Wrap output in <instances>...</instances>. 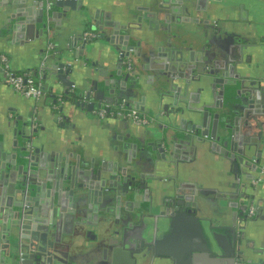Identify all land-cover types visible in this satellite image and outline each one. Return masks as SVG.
Segmentation results:
<instances>
[{
	"label": "water",
	"instance_id": "water-1",
	"mask_svg": "<svg viewBox=\"0 0 264 264\" xmlns=\"http://www.w3.org/2000/svg\"><path fill=\"white\" fill-rule=\"evenodd\" d=\"M213 2L130 0L121 7L115 0H0L2 47L42 39L46 48L50 23L59 32L63 46L44 52L35 70L53 105L91 113L126 100L159 123L89 151L51 135L31 140L27 124L12 128L0 115V264H78L70 251L84 229L113 225H122L113 264L116 254L124 264H195L188 260L200 251L185 250V261L176 237L201 225L207 236L230 233L221 258L264 264L250 231L264 211V45L234 42L212 52L198 37L177 46L169 36L177 39L186 18ZM84 30L98 31V40L82 42ZM124 51H139L131 77L121 74ZM151 141L156 146L142 150ZM247 204L258 208L253 218ZM204 211L212 218L198 216ZM127 238L137 248L129 249Z\"/></svg>",
	"mask_w": 264,
	"mask_h": 264
},
{
	"label": "crops",
	"instance_id": "crops-1",
	"mask_svg": "<svg viewBox=\"0 0 264 264\" xmlns=\"http://www.w3.org/2000/svg\"><path fill=\"white\" fill-rule=\"evenodd\" d=\"M51 24L54 26V30L55 25L53 22ZM52 38V42L55 43L56 47L58 46V48H61L63 46L58 31L54 30ZM48 42L49 39L47 40V44ZM25 44L30 45L27 47L14 45V47L11 46L9 48L0 45V58L4 57L6 59V65L9 71L15 74L30 73L37 82H42L39 75L35 74V70L37 67L40 68L42 66V54L46 51L44 46L45 43L42 39H32L31 41L27 40ZM3 77L4 73L0 72V79ZM55 94L57 98H59L60 94ZM44 97L39 101L26 99L18 95L5 84L0 83V115L11 123L12 128L14 124L18 129H21L22 125L27 124L30 130L29 136H31V140H37L38 138L51 135L60 139L62 142H69L72 140L80 141L83 147L89 151L105 150L107 149L108 143L111 145L119 143L115 140L116 135L120 134L125 136L128 130H132L133 128L132 126L125 130L121 126L118 128L117 124L121 125L122 121L118 119L101 120L96 117L93 112L85 113L80 108H75L70 104H66L63 107L59 106L60 111H56V113L53 110V106L51 105L52 101L49 100L50 98L45 100ZM95 110L97 111L98 109ZM34 117L36 118L35 129L32 128V119ZM59 118L62 120L60 127L52 123L53 119H55V123L57 122L56 120L59 121ZM262 196L264 197V184L262 185L261 197ZM205 217L212 218V216L207 213ZM217 224L219 223L214 222V226ZM188 229H191V231ZM104 230L105 229L99 230L95 228L96 233L100 235ZM250 231L255 238V244L258 245L261 251H264V211L260 220L257 224L252 226ZM162 232H165L167 237L169 236L167 230H163ZM179 233L176 239L181 241V256L185 261L188 259L186 251L189 249V252L200 251V253H197L200 255H198L196 259L193 258L192 260H188L190 263L195 261V264H235L233 260L229 258L223 259L220 257L230 245V233L226 231H214L213 235L207 236L206 234H208V232L202 225L199 227L196 226L195 228L187 226L182 229V231H179ZM206 236L207 238L209 237L207 240ZM206 242L209 244L207 247ZM205 249H207V252ZM208 249L212 253L208 252Z\"/></svg>",
	"mask_w": 264,
	"mask_h": 264
},
{
	"label": "flooded vegetation",
	"instance_id": "flooded-vegetation-1",
	"mask_svg": "<svg viewBox=\"0 0 264 264\" xmlns=\"http://www.w3.org/2000/svg\"><path fill=\"white\" fill-rule=\"evenodd\" d=\"M130 0H115L116 4L125 7L126 3H128ZM216 2L209 3L206 6L205 10H201L199 12H192L190 16H186V20H188V23L185 27V30H181L180 34L176 35L177 39L172 40L171 33L170 40L172 44L175 43V45L179 46L182 41H185L186 39H190L192 36L194 38H199V41H201V45H205V48L208 51H214L218 52L217 50H220L221 48H225L227 46H230L234 42L243 43V44H251V41H256L260 43L261 45H264V0L258 1V0H214ZM165 5V4H164ZM49 12H53V5L49 3ZM240 20V21H239ZM235 25H237L235 27ZM52 24L49 25V42L55 45L54 42H52L53 38V30ZM239 27V28H238ZM235 28H238V31H235ZM206 30V34H203L202 30ZM89 31V30H84ZM81 32V31H77ZM92 34V37H90L88 40L84 41L86 44H94L95 41L98 40L100 33L98 31H89ZM235 34H238V38L235 39ZM197 38V39H198ZM51 39V40H50ZM56 46V45H55ZM139 51L132 52L129 51L128 55H126V52L120 53L119 58H121V71L122 76H133L138 71L140 59L137 58ZM111 73H109L110 75ZM100 79V78H99ZM125 79V78H124ZM110 79L108 80V82ZM118 82H121L118 80ZM127 86L131 84L129 82V79H127ZM116 86L118 83L115 84ZM47 91V90H45ZM121 94L124 92H120ZM47 93L45 94L44 99L46 98ZM51 93L49 94V96ZM51 100V99H49ZM45 101V100H44ZM52 101V100H51ZM131 102H128L126 100H122L118 102L116 106H110V105H101V108L98 110H105V112H115V111H122L126 112L130 108H135L134 106L130 105ZM53 108H58L60 105V102H57L56 105H53ZM51 106V107H52ZM140 108V107H139ZM97 110V111H98ZM138 112L141 114L146 115L150 120L149 123L145 126H134L131 124L129 120L126 118H120V117H105L101 120H109V119H118L122 121V125L126 126V129H129L130 126H132V130L136 132H146L148 130H154L159 126V123L157 122L155 115L152 113H145L140 111V109H137ZM96 112V110L93 111V113ZM96 116V115H95ZM97 117V116H96ZM59 124H62V120L59 118L58 121ZM128 124V125H127ZM131 128V127H130ZM157 141H151L150 147L148 144H142V150L150 149L152 147L156 146ZM144 147V148H143ZM112 156V155H111ZM110 156V157H111ZM145 157V158H144ZM143 166H141L142 171H149V163L147 160V155L143 156ZM259 183V180L252 181V186L257 187ZM109 192V190H108ZM246 211L245 214L248 216V210L249 208H253V215L248 216L249 218H253L256 216L258 212V208L256 206L252 205H246ZM108 211H111V209L108 208ZM207 212L200 213L198 216L205 217ZM208 214V213H207ZM113 222H117V220H113ZM137 223V222H136ZM134 223V224H136ZM120 228V229H119ZM122 229V225L116 226L113 225L111 228H106L103 233L97 234L95 231V228H85L84 233L82 234V238L78 240L79 247L73 249L70 251L71 257L78 263L83 264V262H86L89 258H95V262L101 261L102 264H113L112 260V254H115L116 248L122 247V241L121 239H118L119 237L115 235V232H118ZM95 231V233H94ZM130 231V230H129ZM179 234V231H177ZM117 234V233H116ZM167 237V236H166ZM177 238V237H176ZM90 240H93L91 242ZM116 240L119 241V244H117ZM126 246L130 249L137 248L135 247L132 240L127 238L126 240ZM114 251V252H113ZM125 259V256H120L116 254L115 264H124L123 260Z\"/></svg>",
	"mask_w": 264,
	"mask_h": 264
},
{
	"label": "built area",
	"instance_id": "built-area-1",
	"mask_svg": "<svg viewBox=\"0 0 264 264\" xmlns=\"http://www.w3.org/2000/svg\"><path fill=\"white\" fill-rule=\"evenodd\" d=\"M46 9H49V3L46 4ZM92 37L91 32L85 31L81 34V41L84 42ZM54 46L51 43L46 45L45 57L53 52ZM0 68L4 73V77L0 79V83L5 84L9 88H11L18 95L26 98V99H34L35 101H39L43 99L45 96V89L41 82H37L30 73H19L15 74L9 71L8 66L6 65V59L4 57L0 58ZM94 114L100 118L104 119L105 117H120L126 118L131 122L134 126H145L149 123V118L138 112L135 108H130L126 112L122 111H113V112H105V110H98L94 112ZM32 128H36V118L32 119ZM253 215V208H249L248 216Z\"/></svg>",
	"mask_w": 264,
	"mask_h": 264
},
{
	"label": "trees",
	"instance_id": "trees-1",
	"mask_svg": "<svg viewBox=\"0 0 264 264\" xmlns=\"http://www.w3.org/2000/svg\"><path fill=\"white\" fill-rule=\"evenodd\" d=\"M32 75V74H31ZM46 90V89H45ZM47 93V95H46V98H45V100H47L48 98H49V94H50V92L47 90V91H45V94ZM63 97V96H62ZM65 97V96H64Z\"/></svg>",
	"mask_w": 264,
	"mask_h": 264
}]
</instances>
